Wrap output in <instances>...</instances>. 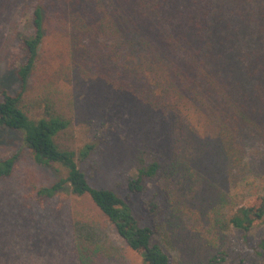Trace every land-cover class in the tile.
<instances>
[{
	"label": "trees",
	"instance_id": "obj_1",
	"mask_svg": "<svg viewBox=\"0 0 264 264\" xmlns=\"http://www.w3.org/2000/svg\"><path fill=\"white\" fill-rule=\"evenodd\" d=\"M17 3H23L18 16L31 10L32 34L12 28L22 51L15 69L20 90L1 93L0 131L21 133L37 163L67 170V177L37 192L41 201L57 196L71 201L72 255L56 264L103 263L101 248L87 235V227L95 228L101 217L142 257V264H173L129 198L93 185L81 170L79 159H87L95 145L76 146L77 100L67 86L76 77L118 91L137 122L175 125L199 141L196 151L185 146L168 149L169 155L133 151L128 191L144 198L156 223L164 208L153 188L161 178L168 182L182 174L197 186L223 190L213 206L214 225L226 222L243 232L246 248L264 260V238L255 246L250 239L264 223V163L252 162L246 172L240 168L250 150L264 146V0H0V21L13 22ZM175 139L172 135L168 142L176 146ZM20 154L0 160V182L13 175ZM213 159L230 178L222 185L211 179ZM229 181L234 189L257 183V191L251 190L257 197L236 204L237 195L223 189ZM86 202L99 214L91 216ZM227 204L234 209L223 217ZM186 212H191L188 207ZM213 254L208 264H220ZM46 260L39 251L18 249L0 231V264Z\"/></svg>",
	"mask_w": 264,
	"mask_h": 264
},
{
	"label": "rangeland",
	"instance_id": "obj_2",
	"mask_svg": "<svg viewBox=\"0 0 264 264\" xmlns=\"http://www.w3.org/2000/svg\"><path fill=\"white\" fill-rule=\"evenodd\" d=\"M22 6L23 3L15 5V11L10 16L13 22L0 21V98L3 90L11 94L20 90L15 69L21 62L22 51L18 35L12 28L28 36L32 34L31 10L25 9V17L17 14ZM67 86L73 88L77 100L76 123L79 131L76 146L80 149L86 144L95 145L87 159H79L81 170L93 185L129 198L142 224L156 231L155 240L164 246L173 264H208L210 253L220 259V264H264V260L246 248L243 232L226 222L220 227L214 225L217 220L213 206L223 190L206 183L197 186L196 182L182 174H175L168 182L161 178L153 188L160 192L164 208L158 223L145 208L144 198L129 194L128 180L133 172L132 157L135 155L132 153L135 149H152L169 155L170 148L180 150L179 147L185 146L190 151H196L199 141L175 125L137 122L120 100V93L105 82L101 85L92 79L76 77L72 82L68 81ZM172 135H176L178 148L168 142ZM16 153L21 154L13 175L0 182V231L6 240L12 237L18 249L29 248L44 254L48 264L69 259L76 238L70 215L71 201L59 196L41 201L37 196L40 188L49 187L67 177V170L60 164L37 163L21 133L5 129L0 131V160ZM242 162L240 168L243 172L252 167V162L262 166L264 146L250 150ZM209 163L211 179L217 185L224 184L223 180L227 177L220 170L219 160L213 159ZM242 171L238 177H241ZM253 187L246 189L244 184H240L234 189L229 181L223 189L231 195L236 194V204L242 205L257 197L251 196V190H256L257 183ZM186 207L190 209V214L186 212ZM233 209L225 205L222 216H229ZM85 210L90 211L91 216L99 214L90 202L85 203ZM100 220L98 224L95 222V228L92 225L87 227V235L101 248L104 254L102 264H142V257L129 248L114 226L102 217ZM263 238L264 223H260L251 232V245H257Z\"/></svg>",
	"mask_w": 264,
	"mask_h": 264
}]
</instances>
